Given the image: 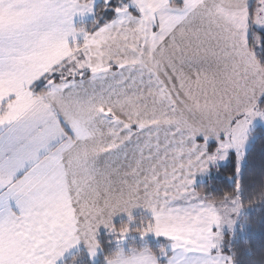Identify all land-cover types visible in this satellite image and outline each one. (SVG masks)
Here are the masks:
<instances>
[{
	"label": "snow or ice",
	"instance_id": "snow-or-ice-1",
	"mask_svg": "<svg viewBox=\"0 0 264 264\" xmlns=\"http://www.w3.org/2000/svg\"><path fill=\"white\" fill-rule=\"evenodd\" d=\"M250 21L264 0H0V264H241L237 226L264 203L243 175L264 119ZM229 150L231 189L195 187Z\"/></svg>",
	"mask_w": 264,
	"mask_h": 264
},
{
	"label": "trees",
	"instance_id": "trees-1",
	"mask_svg": "<svg viewBox=\"0 0 264 264\" xmlns=\"http://www.w3.org/2000/svg\"><path fill=\"white\" fill-rule=\"evenodd\" d=\"M255 0H252L249 7H252ZM102 4V0H98L95 5L99 7ZM111 18V11L105 10L102 13V19ZM91 20L79 21L77 25L83 23L86 27L91 23ZM251 32L248 34L249 42L253 41V35L259 37V45L256 50L258 53L264 56V29L252 25L250 21ZM39 84L42 86L43 81ZM258 105L264 106V94L257 100ZM251 133H253L254 139L250 142L249 147L246 149V157L243 161V175L246 181V188H252V185L258 184L262 178H264V127L254 125ZM234 153L224 164L213 165L207 176L197 182L195 187L203 188L207 192L218 193L223 190H230L232 187V180L230 176L234 174ZM252 184V185H251ZM248 198L250 193L245 192V205L248 204ZM147 213L138 212L132 215L134 218L141 216H147ZM245 218L246 221L245 222ZM122 221H127V218H122L113 222L119 224ZM241 223H244L243 231H240L239 225L237 226L236 239L234 245L238 252V258L241 264H264V203H256L250 208H246L245 212L242 213ZM98 239L101 241L102 247L105 252L110 251L115 246V241L112 238V234L107 230L99 233ZM163 238L148 237V243L150 246L155 248L158 242L162 241ZM247 240V243H245ZM139 238L136 234L132 233L128 238L122 242V246L127 249L129 245H138ZM246 247L251 248V254L245 252ZM87 258L85 257V260ZM103 253L98 254L95 264H102Z\"/></svg>",
	"mask_w": 264,
	"mask_h": 264
},
{
	"label": "crops",
	"instance_id": "crops-1",
	"mask_svg": "<svg viewBox=\"0 0 264 264\" xmlns=\"http://www.w3.org/2000/svg\"><path fill=\"white\" fill-rule=\"evenodd\" d=\"M97 1H98V0H95V3H96ZM251 1H252V0H251ZM251 1L248 0V4H250ZM91 18H93L91 14H85L83 17H81V16H75L74 19H73V23H74V25H77L79 21L90 20ZM249 23H250V22H249ZM255 24H256V23L253 22V25H255ZM255 26L258 27V26H260V25H257V24H256ZM248 34H249V27H248ZM263 94H264V92H261V93L257 96V100H258ZM252 127H253V125L251 124V125H250V131H251V128H252ZM198 137L203 138L202 135H197L196 138H198ZM213 139L216 140L214 137H209V138H208V140H213ZM198 141H200V140L198 139ZM212 145H213V144H212ZM213 165H214V164H210L209 167H208V170H207V171H205V172H203V173H197V174H195V177H194V186H195V184H196L197 182L203 180V179L207 176V174L209 173L210 168H211ZM137 212L148 213L147 210H145V209H143V208H141V207H136V208H133V209L131 210V215H134V214L137 213ZM148 214H149V213H148ZM122 218H127V215L124 214V213H118V214L114 215L112 219H113V222H115L116 220H119V219H122ZM104 230H106V229H105L103 226H99V228H98V235H99L100 232H102V231H104ZM98 235H97V238H98Z\"/></svg>",
	"mask_w": 264,
	"mask_h": 264
},
{
	"label": "rangeland",
	"instance_id": "rangeland-1",
	"mask_svg": "<svg viewBox=\"0 0 264 264\" xmlns=\"http://www.w3.org/2000/svg\"><path fill=\"white\" fill-rule=\"evenodd\" d=\"M251 1V0H250ZM253 25V24H252ZM256 25V24H255ZM258 25V24H257ZM258 27H260V28H262V29H264V25H260V26H258ZM249 32H251V27H250V24H249ZM252 125L254 126V125H259V126H263L264 127V119H261L260 117H256V118H254L253 119V121H252ZM253 128V127H252ZM252 128H251V130H252ZM254 134L253 133H251V131H250V134H249V138H248V141H247V145H246V149L249 147V144H250V142L254 139ZM197 140L199 139V140H203V138H200V137H198V138H196ZM207 143H208V145H209V148H210V150H211V148L212 147H214L215 146V144H216V140H208L207 141ZM213 144V145H212ZM234 152L232 151V150H229V154H228V156L224 159V160H221V161H217L214 165H216V164H224L225 162H227L229 159H231V155L233 154ZM234 155H235V153H234ZM232 180V179H231ZM138 213V212H137ZM136 214V213H135ZM148 214V213H147ZM149 215V214H148ZM123 243H124V241H123Z\"/></svg>",
	"mask_w": 264,
	"mask_h": 264
}]
</instances>
